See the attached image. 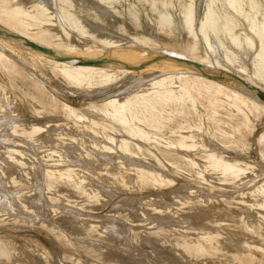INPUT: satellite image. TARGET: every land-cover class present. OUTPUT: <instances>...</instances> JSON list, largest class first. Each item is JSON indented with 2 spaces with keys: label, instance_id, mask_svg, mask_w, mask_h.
Listing matches in <instances>:
<instances>
[{
  "label": "bare ground",
  "instance_id": "bare-ground-1",
  "mask_svg": "<svg viewBox=\"0 0 264 264\" xmlns=\"http://www.w3.org/2000/svg\"><path fill=\"white\" fill-rule=\"evenodd\" d=\"M43 1L0 0V34L20 46L28 55H33L58 70L61 77L77 89H82L80 76L86 78L99 77V80L104 82L101 87L109 89L108 86L114 85L120 80V74L125 71L124 66L128 68L132 76V84L126 90L129 92L123 94L122 102L119 100L120 102L117 105H114V101L109 102V100L107 102L103 101V107L99 102L102 109L89 107L87 104L88 108L82 110L85 113L81 114L80 111L76 114L86 121V133L90 135L92 133L95 137L110 141L116 147H113L114 150L118 149V153L105 151L96 140H91L87 134L82 136L89 139H84L81 135L74 138L69 133L66 134V137H61L56 134L49 122L12 119L9 117L10 112L8 109L0 104V218L4 219L3 222L6 221L10 226L20 223H26L29 226L32 221H37L35 225L37 224V226L49 231L47 236L50 235L51 239L54 237V231L61 228L65 229L63 230L65 235H71L72 237L74 235H84L85 232V238L87 233H90V242L97 240L98 244L92 246L93 241L91 242L93 249H88L86 245L90 244L88 242L89 235L85 245L86 252L89 255L97 252L96 258L98 259V255L100 257L98 262L105 260L107 263L114 261L116 264H129V262L124 261L126 256L122 260L118 255L120 247H123L127 252H135L138 247L144 246L142 244L145 243L144 248L147 247L146 244L149 247V244L153 241L152 244L158 243V248L160 244L166 246L168 252L172 255L169 256L168 260H165L161 253H159L160 255L157 254V251L155 254L157 257L162 258L160 260V262L163 261L162 264L164 261H167V264H264V178L258 184L255 182L258 176L264 177V163L261 165L264 154L259 153L261 160H257L258 156H255V163L257 164L255 166L261 170V172L258 168L255 170L261 173L257 175L258 173H255L254 168H251L254 161L251 158L249 159L247 154H243L245 152L240 155L241 152L236 151L237 153H234L233 150L235 157L230 155L231 157L227 161H225V158L223 160L224 156L222 155H225L223 151L225 152L224 149H228L224 145L222 148L219 146L217 148L212 137L206 135L204 131L193 129L189 133H181L175 129L176 135L179 136L175 141L168 140L166 134L156 136V132H148L145 136L151 139L148 140L150 142H147L144 136L138 135L136 129L138 118L132 113V107L136 108L147 95L161 93L164 83L171 82L175 84L178 81H187L222 87L244 101L252 100L259 107L255 109L256 112L264 116V100L257 92V89H259L264 93V0H129V2L126 0L129 3V5L126 3L128 7L125 4L128 8V16L121 15L124 19L128 17L130 24L132 23L136 29L133 30V33L128 34L126 39L125 36H122L123 40H120L121 36H119L116 39L120 41H116L113 37L116 42H110L109 29L115 22L113 20L120 15L121 11L118 7L123 6L124 2L123 4L118 2L119 6L114 4L118 7H113V2L117 3L116 0H61V2L67 3L69 8L62 11V16L59 14L62 18L61 21L63 20L71 29H75L76 33L87 37L89 33L84 29L85 24L92 28L98 19L105 22L102 21L101 17L109 21L111 26L108 27V21H106L108 29L104 31L109 32L105 36L108 35L107 38L110 41H102V44H100L102 48L96 50L88 44L81 45L80 43L77 44L75 40L68 39L65 34H61L55 29L54 24L56 23L54 22L52 25L44 26L43 23L45 22L43 21H48L50 18L42 19L51 14L47 12L48 5L44 8L46 2ZM145 3L148 5L144 6ZM53 4L50 3L52 6ZM104 5L109 6L107 8L110 11L107 12ZM146 6L150 8L145 12L146 16L143 18L141 13H137H139L138 9L146 8ZM74 9L75 11L77 9V11L72 12L71 10ZM200 13H202V17L198 19L200 24L196 22L197 26L195 17ZM138 15H140V18H138ZM55 17L57 18V16ZM55 19L52 18L51 20L55 21ZM93 22L95 23L93 24ZM128 22L126 21V23ZM102 24L105 25L106 23ZM148 25L151 27V31L148 32L151 33L150 37L145 33L141 34L142 30V32L138 31L145 26L147 29ZM50 27L54 29L49 30ZM91 30L93 32L94 28ZM111 31L113 34L115 33L114 30ZM92 32L90 33L92 34ZM99 32L97 31L100 36L101 33ZM97 33L96 35H98ZM105 33H102V36ZM116 34L118 33L114 35ZM183 37L190 38L192 43L189 45L182 44L180 38L183 39ZM53 38L61 41L64 46L62 48L52 46L51 39ZM92 41L95 42L93 39ZM117 42H120V44H116ZM202 44L207 47V52ZM199 46L205 48V51L203 47V50L200 49L203 54L200 53ZM23 62L20 54L13 48H8L3 38L0 37V63L18 73ZM157 63H162L164 68H157V70L155 69L156 66L153 68ZM73 67H78V73H71L68 70ZM150 67L153 68L152 71L155 69V72H157L139 76L140 71L142 72L145 68ZM10 79L12 80L13 77ZM170 87L166 88L170 89ZM88 90L85 88L83 95L88 96ZM58 91H62V89ZM109 95L111 93L108 94V97H110ZM109 106L114 109L113 115H110L107 111ZM114 106H117V108ZM213 106L217 107L219 105L215 103ZM42 108L54 112L47 105L42 106ZM229 109L235 114H239L242 120H245L242 108L239 105L232 104ZM24 112L26 113L28 110L24 109ZM106 119H110V121L105 123ZM206 119L208 122L211 121V117L208 115ZM113 131L123 136V140L117 145L109 136ZM76 132L80 134L78 130ZM205 135L209 137L208 142L215 149L211 148V155L207 156L208 159H205L209 167L204 170L205 174L204 176L202 174L203 178L199 183L207 181L206 176L212 173L215 165L220 161H223L224 175L235 176L237 179H242L243 182L247 180L241 190H238L240 185L236 186L233 183L234 187H230L231 184H227L234 191V193L231 191L232 193L227 194L229 197L221 195L227 193L223 190L216 188L220 192H214V190V193H212V190L206 188L207 186L203 188L208 193L206 195L208 197L204 198V202L200 200L197 202L213 207L218 203L236 205L230 202H222L220 199L223 197L231 201V195H236L238 198L247 196V199H244L245 201L242 203L246 208L242 210L243 212L240 208L233 210V218L226 221V225L222 224L223 228L221 226L220 228L219 226L216 227L219 221H213V217L209 219L207 214L210 211L206 210V214L200 216V223L189 213V209L186 214L183 213L184 207H182L183 210L180 208L182 212L179 217L182 218L179 219L176 216L178 218L175 219V213L180 210L172 213L174 212L172 206H175L173 201H182L178 197L179 195L175 193L171 198L163 196L135 198V196H131L125 199L121 196L117 203H112L108 208L112 211L108 210L107 215H96V213L107 208L110 200L121 191L155 188L169 181V178L177 177L172 169L165 166L157 153L174 149L182 153H193L194 155L205 150L203 146ZM131 138L139 140L136 143V148H134L136 151L144 150L149 155V158L143 160L144 162L140 160L134 162L133 159L126 158L129 149L125 142ZM258 138H264V129L260 137L259 135L257 137L253 135V137L248 138L249 148H253L255 154H257L258 149L253 146V143ZM206 139L208 140L207 137ZM12 144L13 146H8ZM167 152L170 153V151ZM154 157H157V159L153 169L143 164ZM181 160L186 163L183 158ZM197 162L191 160L189 163L190 168L196 170ZM200 162L204 164L203 161ZM214 173L216 174V172ZM24 183L28 185L25 191L20 190L21 193H18V191L11 190L12 186ZM251 183L255 184L249 189L248 186ZM216 194L219 195L214 197L213 195ZM199 196L201 197V195ZM195 203L189 207L193 209L190 212L203 209L200 206L201 204ZM211 206L208 210H212ZM76 210L80 211V215H74ZM183 214L185 215L183 216ZM216 218L217 220L220 219V217ZM221 218L224 219L222 216ZM44 219L49 220L47 225L44 224ZM104 220L108 222L106 223ZM38 221H42V223ZM114 221L126 222L129 225L126 228L127 233L118 236V232L114 230L115 225L112 224ZM52 223L57 224V226L50 227ZM214 223L216 224L213 225ZM55 224L53 225L55 226ZM194 230L197 231L196 234L200 232V237L199 234L198 237L192 236ZM182 235L184 236L183 239L185 236L188 239L183 240ZM177 236L178 239H181L178 240ZM81 237L83 238V236ZM149 239H151L150 242ZM86 248L84 249L86 250ZM151 252L153 253V251ZM146 254L153 259L151 253L147 252ZM94 255H92V258L95 259ZM156 255L155 258H157ZM2 256L3 260L0 261V264L11 263L6 255ZM138 256H141L139 257L141 258L140 261L147 259L144 253H139ZM160 257L158 258L160 259ZM196 259L200 260L196 261ZM213 261L216 262L212 263ZM14 264L23 263L16 262ZM25 264H38V262L28 260Z\"/></svg>",
  "mask_w": 264,
  "mask_h": 264
},
{
  "label": "rangeland",
  "instance_id": "rangeland-1",
  "mask_svg": "<svg viewBox=\"0 0 264 264\" xmlns=\"http://www.w3.org/2000/svg\"><path fill=\"white\" fill-rule=\"evenodd\" d=\"M116 1H117V3L115 1L113 2V5H112L113 7L115 6L114 4H118V2H119V4L120 3L123 4V2H124L123 6H119V4H118V6H119L118 7L116 5L119 8V11H121L120 15L117 16V19L115 18V20H113V21H115V22H113L114 23L113 25H116V26H114L116 29H113L114 28L113 25L112 26L109 25L108 20L101 17L102 21H105V22H101L100 19H98V20L101 23L98 20H97L98 22L96 21V23L93 22V24L95 23L94 27H92V28H94V30H93L94 33L91 30L92 28H90L89 25H86V24H85L86 27L84 29L86 30L87 33H89V34H87V37L81 35L80 33H76L77 31L75 29H73V28L71 29V27H68L63 20H62L63 22L61 21L62 11H66L68 8L67 3H65L63 1L61 2V0L60 1L59 0H57V1L53 0L54 4L52 3V0L50 2H49V0L43 1L44 3L46 2V6H44V4H43L44 8H46L48 5V7L46 9H47L48 14H51L50 15L51 17L47 14L48 15L47 18L44 17L42 20L48 19V17H49L50 22H49V20L48 21L44 20L43 22H45V23H43V22L42 23L45 24L44 26H49V25L56 23V24H54L55 29H57L61 34H65V36L68 37V39L73 40V41L75 40V41H77L76 42L77 44L80 43L81 45L88 44L90 47H92L94 50H96V49L102 48V46L100 45V44H102V41H104V42H109L110 40H111L110 42H113L114 40L120 41V40H123L122 36H125L124 38L126 39V38H128V34L133 33V30L136 29L133 27L132 23L130 24L128 17H125L127 19H124V17H123V16H128V12H127L128 8L127 7L129 5V3H128L129 0H128V2L126 0H123V1L116 0ZM50 3L53 4V6L50 5ZM59 3H60V5H59ZM126 3H128V5ZM125 4L127 7L125 6ZM145 5H148V4L145 3L144 6ZM63 6H64V8H63ZM52 7H54L55 9ZM107 7H109V6L104 5V9L108 12L109 8H107ZM149 8L150 7L146 6V8L143 7L141 9H138L139 13H137V14L141 13L142 14L141 16H143V18H145V16H146L145 12L148 11ZM49 9H51L50 11H52V9H53L52 12H54V13L50 12ZM55 11H56V13H55ZM71 11L76 12L77 9H76V11H75V9L71 10ZM141 11H143V12H141ZM55 16H57L59 24H58L57 18ZM138 16H139L138 18H140V15H138ZM201 17H202V13H200L199 15L197 14L195 17V24L197 26H198L197 23L200 24V22H198L199 21L198 19H201ZM52 18H54V19L56 18L55 19L56 22L54 20H51ZM121 19L126 20L127 22L129 21V22L128 23H126V21L123 22ZM51 21H52V23H51ZM106 21H108V25H107ZM119 21H120V23H119ZM102 23H106V24L104 25ZM95 25H96V27H95ZM106 25L108 27H110V26L112 27V29H111V27L109 29L110 40H109V38H107L108 35L105 36L106 34L109 33L107 31H104V30L108 29ZM90 26H92V25H90ZM117 26H119V27L117 28ZM87 27H88V29H87ZM103 28H106V29H103ZM150 28L151 27H149V25H148L147 26L148 31L146 29V26L143 27L142 29L140 28V30H138V31L142 30L143 32L141 31L142 32L141 34L145 33V34L149 35V37H150L151 33H148L149 31H151ZM50 29H54V28L50 27L49 30ZM98 29H100L101 31ZM111 30H114L115 33H118V34H116L118 36L114 35L115 33L113 34ZM89 31L92 32V34ZM97 31L98 32L100 31L99 32V33H101L100 36L97 33ZM105 32H107V33H105ZM96 33L98 35H96ZM102 33H105V34H103V36H102ZM152 34H153V32H152ZM119 36H121V38H119ZM0 37L3 38L7 47L13 48L15 51H17L20 54L22 60L24 61L23 65H20V68H21L19 70L20 73L19 72L16 73L15 71H12L9 67L7 68L6 66L2 65V63H0V104H3L8 109V111L10 112V116H9L10 118L16 119V120H18V119H29V120H35V121H40V122L41 121L49 122V125H51V127L55 130V132L58 136L66 137V134L69 133L70 135L74 136V138H75L77 135L82 136V135L87 134L91 140H96L99 143V146L102 147L105 151L106 150H107V152L112 151V153L113 152L114 153L119 152L118 149L114 150V148H116V147L110 141L108 142V140L102 139L101 137H95L92 133H91V135L86 133V130H85L86 121L81 116L76 115V114L80 113V111H81V114L85 113L84 111L82 112V110H85V108H88V105H89V107H94L96 109H102L103 101H106V102L108 100H109V102L114 101V105L115 104L117 105L120 102L119 100H121V102H122L123 94H127L129 92L126 90H128L132 84V76L129 73V70L126 66L123 67L125 69V71H123V73L120 74L121 75L120 80L117 83H115L114 85L108 86L109 89H107V87H101V84H103L104 82L99 80V77H88V78H86L85 76H80V80L82 82V87H81L82 89H80V88L77 89L76 87H73L72 85L67 83L66 80H64L61 77L58 70L54 69L50 65H47L45 62L37 59L33 55H28L20 46L11 42L9 39L5 38L4 36L1 35ZM113 37H114V40H113ZM77 38H78L79 42H78ZM86 38H89V39H86ZM90 38L95 40V42L92 41V39L90 40ZM116 38H119L120 40L116 39ZM116 41H114V42H116ZM180 41L182 44H186V45H189L192 43V42H190L192 40L188 37L187 38L183 37V39L180 38ZM95 43H98V44H95ZM116 44H120V42H117ZM121 44H123V43L121 42ZM51 45L56 47V48H62L64 46V44L61 41H58V39H56V38L51 39ZM203 46L206 48V52H207L208 51L207 47L205 45H203ZM203 46H201V48L199 46L200 53L202 52L203 49L205 51V48ZM202 47H203V49H202ZM200 49H202V50H200ZM5 50L8 51V49H5ZM8 52H10V51H8ZM202 54H203V52H202ZM180 60H182V59H180ZM183 61H184V59H183ZM157 64H159V65H157ZM157 64L153 66V68L156 66L155 67L156 70H157V68L158 69L164 68V67H162L163 66L162 63H157ZM160 64H162V65L160 66ZM150 68H145L144 70H142V72L140 71L139 76L147 75V73L149 74V73H156L157 72V71L155 72V69H154V71H152L153 70L152 67H150ZM68 70L71 73H78V71H77L78 67H75V68L73 67L72 69H68ZM107 74L110 75L109 73H107ZM12 77H13V79L11 80L10 78H12ZM97 87H99V89H97ZM166 87H170V89L166 88ZM85 88H86V90L89 89L88 90L89 94L92 93V91H93V93L90 95L88 94V96L83 95ZM59 89H62L63 93H62V91H58ZM77 90H79V91H77ZM95 90H96V92H94ZM161 90H162V92L159 94L155 95V93H153L151 95H147L146 98L144 99V101L141 102L136 108L132 107L133 115H135L136 118H138V123H137V127H136L138 135L144 136L145 141L150 142L148 140H150L151 138L150 137L148 138L145 136V134H148V132L149 133L150 132H153V133L156 132V134H157L156 136L161 135V134L162 135L166 134L165 136L168 140L170 139L171 141H175L179 138V136L176 135V132L174 131L175 129L179 130L181 133H189L193 129L196 131L197 130L198 131H204V133L206 135L212 137L213 141L217 145V148H219V147L222 148V146L224 145L228 149V150L224 149L225 152L223 151V154H225V155H222V156H224L223 160L225 158V161H227V159L230 158L231 156L235 157L234 153L236 151L238 153L241 152L240 155L243 152H245L243 154H245V155L247 154V157L249 159L251 158V160L254 161L253 162L254 164H252V165L249 164V165H251V168L253 167L254 171L258 168L255 166V165H257L255 163V161H256L257 156L260 158L259 153L264 154V138H262V139L258 138L256 140H254L253 146L258 149L257 154H255L256 152H253V148H251V149L249 148L250 144H249L248 138L250 136L253 137V135L256 137H257V135H259V137H260V135L264 129V116H263V114H259L256 112L255 109H258L259 107L255 104L254 101H252V100L244 101L243 99L238 98L237 96H235L234 94L225 90L222 87L213 86V85L204 84V83L199 84L196 82L178 81L175 84L168 82L167 84L164 83L162 85ZM113 92H115V93H113ZM110 93L112 96L109 95L110 97H108V94H110ZM89 98H91L93 101L90 100ZM101 100H102V102H101ZM99 102L101 103L102 107L100 106ZM215 103H217V105H219V106L214 107L213 105ZM232 104H237L242 108V114L245 117V120H242L241 117L239 116V114H237V113L235 114V112H232V110L229 109L230 105H232ZM45 105H47L52 110H54L55 113L53 111L42 108V106H45ZM114 107L117 108V106H114ZM24 109H27L28 112L25 113ZM34 110H38V111H34ZM113 110H114L113 107L109 106L107 111L110 115H113ZM37 112H39V113H37ZM207 115L209 117H211V121H209V122L206 119ZM108 121H110V119L109 120L106 119L105 123H108ZM98 127H100V126H98ZM77 130L79 131L80 134H78L76 132ZM150 130H152V131H150ZM145 131H146V133H145ZM239 135H241V136H239ZM109 136L116 143V145L120 141L123 140V136L116 131H113L111 134H109ZM208 136H206L208 138V140L205 137V139H206V140L204 139L205 143L203 142V146L205 147V150L197 152L194 155H193V153H189V152L182 153L181 151L174 150V149L167 150V151H170V153L167 151L158 152L157 154H158L159 158H161L163 160V163L165 164V166L172 169L175 172V174H177V177L172 178V179L169 178V181H167V182L163 183V185H160V186L155 187V188L140 189L139 191H132V190L121 191L117 194V196L113 197L110 200L109 206L107 208H104L101 212L96 213V215H102V216H104L105 214L107 215V213H108L107 211L109 210L108 208L111 206L112 203L113 204L117 203L119 200V197H121V196L125 199L130 198L131 196H135V198L158 197V196L171 198V196H173V194L175 193L176 195H179L178 197L182 201H179V200L173 201V202H175V204H174L175 206H172V211L174 210V212H172V213H175L176 211L180 210V208L184 207L185 210H183V208H182V210H183V213L186 214V211H188V209L190 211L193 210V209H190L189 207H191V205H194L193 203L196 202L195 204H198V205L201 204L200 206L203 209L202 210H196L193 212L189 211V213H191L194 216V218L196 219L197 222L200 223V216H201V214H204L205 210H206V211H210L207 214L209 219H212L211 217H213V219H212L213 221L214 220H215V222L219 221L217 223L216 227L219 226V228H220V226H221L223 228V225H226V221H230L233 218V215H232L233 210L240 208L241 212H243L242 210H244L246 208V206H243L242 203H244V201L247 199L246 198L247 196H241L240 197L241 199H240V198L236 197V195H231V198H230V199H232L231 201L228 198L223 197L222 199H220V200H222V202H224V203L230 202V203H233L234 205L235 204L236 205L233 206L232 204L228 205V204H223V203L219 204L218 203V204H215L214 207L210 205L212 207V210H210V209L208 210V208H210V206L208 204L202 203L208 197V196L206 197V195L208 193H206L203 188L207 186L206 188H208V190H212V193L220 192L219 190H221V191L223 190L224 192H227V193L226 194L223 193L221 195L225 196L228 193H232V192L234 193L233 189L231 190V188H229V186H228L229 184H231L230 187H232V186L234 187V185H236V186L240 185L238 190H241L244 188L243 185H244V183H246L247 180L245 182H243V181H241L242 179L241 180H240V178L237 179V177H235V176L224 175L223 168H222L223 161L222 162L220 161L218 164L215 165V168L212 171V173H210L208 176H206L208 182L202 181L199 183V181L202 180V178L205 174L204 170H206V168L209 167V165L206 164L207 160H205V159H208L207 156L211 155L210 149L211 148L215 149L214 146H212L208 142L209 141ZM83 138L86 139L88 137H86V138L83 137ZM138 141L139 140L137 138H131L125 142L126 146L129 149V154L126 155V158H129V159L131 158V159H133L134 162L138 161V160L143 161V160L149 158V155L146 154V152H144V150H142L143 151L142 152L140 150L136 151L134 149V148H136V143ZM207 144H209V145H207ZM220 144H222V145H220ZM8 146H13V144L8 145ZM91 148H94V147H91ZM207 148H208V150H206ZM233 150H234V153H233ZM239 150H241V151H239ZM172 152H173V154H172ZM218 152H219V150H218ZM137 153H138V155H137ZM248 154H249V156H248ZM250 155H252V156H250ZM225 156H227V157H225ZM196 157H197V159H196ZM239 157H241V156H239ZM258 157H257V160H261V158L259 159ZM182 158L186 163L182 162V160H181ZM156 159H157V157H154L152 160H149L143 164L148 165L147 166L148 168L153 169L154 165L156 163ZM191 160L194 162H197L199 160V162H197L198 166H196V168H197L196 170H193L190 168L189 163ZM200 161H203L204 164H202V162H200ZM247 161L252 162L249 160H247ZM258 162H260V161H258ZM199 163L201 164L200 166H199ZM263 163H264V160H261V165H263ZM185 165H186V167L188 166V168H186ZM198 168H200V169H198ZM258 170H259V168H258ZM258 170L255 171V173L256 174L258 173L257 175H260L261 173H259V172H261V170H259V172H258ZM200 171H202L204 173H202V172L200 173ZM214 172H216V174ZM202 174H203V176H202ZM182 176H184L185 178L187 176H189V177L185 179ZM197 177H200V178H197ZM263 178L264 177L258 176V178H256V180H255L256 184L260 183ZM234 180H235L236 184H235ZM233 183H234V185H233ZM251 184H249V186ZM254 184L255 183H253L250 187L248 186V188L251 189ZM27 187H28V185L24 183V184L12 186L11 190H13L15 192L18 191V193L19 192L21 193V191L22 192L25 191L27 189ZM216 188L219 190H217ZM224 188H225V190H224ZM227 189L230 192L226 191ZM198 190H200V191L198 192ZM192 194L193 195L195 194L194 197H192L193 196ZM59 195H57V196L62 197ZM199 195H201V197ZM202 195H203V197H202ZM218 195L219 194H216L213 196L217 197ZM202 199H204V200H202ZM253 199H255V198H253ZM186 200H191V201H186ZM199 200L202 202L198 203L197 201H199ZM186 202L187 203L189 202V203L187 204ZM176 205H178V206H176ZM186 205H188L187 208H186ZM174 208H176V209H174ZM213 208H214V210H213ZM182 210H180L179 212H176L178 214L175 213V219H177L180 216V213L182 212ZM109 211H112V209H110ZM185 214H183V216ZM74 215H80V211L76 210ZM176 216H178V217H176ZM221 216L225 219V221H224V219L221 218ZM107 217H109V216H107ZM216 217H220V219L218 218V220H217ZM181 218L182 217H179V219H181ZM3 220L4 219L0 218V261L3 260L2 255H6L7 259L11 260L10 261L11 263H9V264H14L16 262H21V263L25 264V263H27L28 260H30V261L32 260V262H38V264H44V263H46V264H111L114 262V261L113 262L111 261V263H107L105 260H103L102 262L101 261L98 262V260H100V257L98 255V259L96 258L97 252L94 253L95 255L92 254V255H94L95 259H97V260L92 258L91 254L90 255L87 254V252H86L87 248L93 249L92 246H96L98 244L97 240H96L97 241L96 242L92 239L94 242L91 241V242H93L92 246H91V242H90L91 234L90 233H87V236L85 237L86 239L84 238V235L86 234L85 232H84V235L80 234L77 236L74 235L72 237L71 235H68V236L65 235V233L63 232V230H65V229L61 228V229H57L54 231V233H53L54 237H53V239H51L52 237L50 235H49L50 237L47 236L48 235L47 232H49V231H46V229L44 230L43 228L37 226V224L35 225V223H37V221H34V222L32 221L29 224V226L26 223H23V224L20 223L21 227H20V224L14 225L15 226L14 227V226L8 225L6 221L3 222ZM48 221L49 220L46 221V219L43 220L44 224L46 223V225L49 223ZM104 221L106 223L108 222L106 220H104ZM38 222L42 223V221H38ZM32 223H34V225H32ZM53 224H55V223H52L51 225L49 224L50 227H56L57 226V224H55V226ZM112 224L115 225L114 230H116V232H118V236H121V235L127 233L126 228L129 225L126 222L114 221ZM215 224L216 223H214L213 225H215ZM218 224H221V225H218ZM22 225H24V226H22ZM194 231H193L194 233L192 232V236L198 237L197 235L200 232H198L196 234L197 231L196 230H194ZM80 233H82V232H80ZM89 235H90V238H89L88 242L90 244L86 245L87 238L89 237ZM81 236H83L84 239ZM183 237L184 236L182 235L181 238L183 239ZM199 237H200V234H199ZM186 238L187 237L185 236V238L183 240H185ZM177 239H178V236H177ZM180 239H178V240H180ZM150 240L151 239H149V242H150ZM195 240H197V239L195 238ZM152 243H153V241H151V243L149 244V247H148V244H146L148 248L147 247H145V248L147 250L144 248V246H145V243H144V244H142L144 246L138 247L135 252H127L123 247H120L118 252L120 253V251H121V253L120 254L118 253V255L120 256V258L122 260H124L125 256H126L127 261L126 260H124V261L126 263L129 262V264H131L132 260H133L132 264L133 263L139 264V262H141L140 264H149V263L150 264L151 263L160 264L163 261L160 262V260H162V258L160 256H158V257H160V259H159L157 257V255L155 254L157 251H158L157 254L160 255L159 253H161L162 257H164L163 259H165V260L166 259L168 260L169 256H172L168 252L166 246H162L159 243L160 245L158 248V243H156V244H152ZM85 245L87 248L85 247ZM155 245H156V247H155ZM84 248H86V250ZM146 251L148 253L152 254L153 259H151L150 255L146 254L147 253ZM151 251H153V253L156 255V257L159 260L154 257L155 255ZM139 253L140 254L144 253L147 256V259L143 260L145 263L143 261H140L141 258H139V257H141V256H138ZM88 255H89V257H88ZM128 256H129V258H128ZM123 257H124V259H123ZM142 258H144V257L142 256ZM128 259H129V261H128ZM198 260H200V259H196V261H198ZM148 261H149V263H147ZM108 262H110V261H108ZM214 262H216V261H213L212 263H214ZM164 263L167 264V261H164ZM122 264H124V263H122Z\"/></svg>",
  "mask_w": 264,
  "mask_h": 264
},
{
  "label": "water",
  "instance_id": "water-1",
  "mask_svg": "<svg viewBox=\"0 0 264 264\" xmlns=\"http://www.w3.org/2000/svg\"><path fill=\"white\" fill-rule=\"evenodd\" d=\"M257 92H258L259 96L264 100V93L259 89H257Z\"/></svg>",
  "mask_w": 264,
  "mask_h": 264
}]
</instances>
